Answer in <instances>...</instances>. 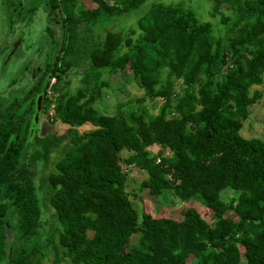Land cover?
<instances>
[{"label":"trees","instance_id":"trees-1","mask_svg":"<svg viewBox=\"0 0 264 264\" xmlns=\"http://www.w3.org/2000/svg\"><path fill=\"white\" fill-rule=\"evenodd\" d=\"M92 1L43 0L58 50L23 101L0 99V216L18 231L6 264H40L49 250L54 263L264 264V140L240 132L261 97L250 88L263 81L264 0H210L214 21L182 0ZM139 9L134 28H103ZM77 68L85 85L64 90ZM117 72L143 93L101 113ZM40 95L63 135L37 134ZM132 166L151 199L190 203L179 218L139 215ZM226 189L238 196L224 200Z\"/></svg>","mask_w":264,"mask_h":264},{"label":"rangeland","instance_id":"rangeland-1","mask_svg":"<svg viewBox=\"0 0 264 264\" xmlns=\"http://www.w3.org/2000/svg\"><path fill=\"white\" fill-rule=\"evenodd\" d=\"M155 1V0H154ZM164 3L178 2L181 0H156ZM186 4H191L197 10L199 16L206 20H213L211 16L212 1L210 0H182ZM150 2H147L143 7H148ZM77 7L91 8L95 4L92 0H79L76 4ZM142 7V8H143ZM141 8V9H142ZM221 12H229L226 3L222 4ZM139 9L132 16H124L115 22L105 24L103 28L118 31H128L129 28L135 27V18L142 12ZM220 14L217 16L219 18ZM54 14L46 15V10L43 0H0V99L3 103L13 100V98L23 101V96L27 92L28 88L32 86L35 79L33 77V71L42 74L47 63L52 62L57 46H49V41L52 39L60 41V25L53 21ZM47 27L51 31L48 33ZM98 31V30H97ZM50 36V37H49ZM20 40L15 53L8 58V54L12 49V45L16 44ZM49 40V41H48ZM80 70L73 69L69 76L65 77V81L68 84L64 87V90L70 89L71 92H75L80 86H84L85 83L81 82ZM86 84L92 85L93 78L85 77ZM109 87H102V97L98 102H95V106L101 113L113 114L115 112L118 102L126 101L135 97H140L143 91L132 87L126 80L125 75L122 72H117L108 78ZM55 82V78H51L50 83ZM254 90L260 92L261 97L255 103H253L248 109L250 111L248 118L243 121V126L240 130L241 134L246 138L257 137L264 140V74L263 81L260 84L253 85L250 88V93ZM51 94V93H50ZM52 100L54 95L50 97ZM53 106V105H52ZM31 106L28 105V108ZM153 113L157 112V109L152 110ZM40 119L37 128L38 135H57L61 136L65 133L68 126L58 122L51 123V109L42 111L40 106L39 112ZM36 114V113H35ZM39 115V114H38ZM35 116V115H34ZM36 123V122H34ZM34 125V124H33ZM35 126V125H34ZM90 126H83L78 128V132L91 130ZM152 152H156L158 147H150ZM52 160V159H51ZM128 181L126 188L128 191H133L134 196L131 194L129 198L133 200V206L139 213L147 212L155 218L160 217H174L179 218L182 210L188 207L190 203L178 201L176 198L156 199L153 200L147 190L140 189V182L146 175L142 172H138L137 167L131 168L128 171ZM224 200H228L229 197H237L238 192L233 190H225ZM169 201V202H168ZM49 206V205H48ZM194 206V205H193ZM198 208V205H195ZM47 207L50 215L53 210ZM3 219V217H2ZM43 219H46L45 217ZM7 220V222H6ZM16 217H12L11 221L7 219L2 221L4 247L9 251L12 249V245L15 248L17 244L16 235L18 231L15 226ZM44 221V220H43ZM0 227V230L1 228ZM1 232V231H0ZM18 246L16 247V250ZM15 251V249H14ZM37 256H33V259ZM6 255L3 257L2 264L6 262ZM188 264H196L194 262L193 255H189L187 258ZM40 264H72L67 258L64 261L54 263L53 254L48 251L47 256L42 259Z\"/></svg>","mask_w":264,"mask_h":264},{"label":"water","instance_id":"water-1","mask_svg":"<svg viewBox=\"0 0 264 264\" xmlns=\"http://www.w3.org/2000/svg\"><path fill=\"white\" fill-rule=\"evenodd\" d=\"M19 42H20V40L16 44L12 45V49L10 50V52L8 54V58H10V56L15 53V50L17 49V46H18ZM41 99H42V96L41 95L38 96V99H37V112H36V114L34 116L35 122H37V120H38V114H39L38 112L40 110Z\"/></svg>","mask_w":264,"mask_h":264},{"label":"flooded vegetation","instance_id":"flooded-vegetation-1","mask_svg":"<svg viewBox=\"0 0 264 264\" xmlns=\"http://www.w3.org/2000/svg\"><path fill=\"white\" fill-rule=\"evenodd\" d=\"M2 226H3L2 225V219H1V216H0V227H2ZM6 249L7 248L4 247V250H5L4 256L6 255V259H8L10 257V254H11L12 250H14V249L12 248L9 251H7ZM1 251H2V243H1V240H0V264H2V260H3ZM16 251L18 252V250H16ZM30 259H32V254L30 255ZM6 262H7V260H6ZM6 262H5V264H6Z\"/></svg>","mask_w":264,"mask_h":264}]
</instances>
